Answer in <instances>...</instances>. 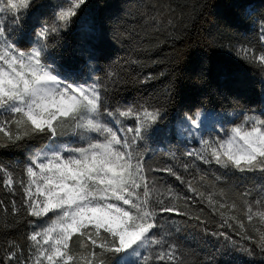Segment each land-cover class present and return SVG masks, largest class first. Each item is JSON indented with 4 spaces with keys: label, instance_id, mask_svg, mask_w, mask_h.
Here are the masks:
<instances>
[{
    "label": "snow or ice",
    "instance_id": "snow-or-ice-1",
    "mask_svg": "<svg viewBox=\"0 0 264 264\" xmlns=\"http://www.w3.org/2000/svg\"><path fill=\"white\" fill-rule=\"evenodd\" d=\"M66 3L56 6L48 20L29 26L28 18L44 4L0 0V15L7 14L0 19V148L48 138L43 148L29 150L19 175L0 164L3 186L13 194L17 186L20 190L22 202L17 207L12 201V213L23 212L21 219L33 229L26 235L27 258L20 244L10 242L0 264H182L177 245L167 240L170 233L155 231L162 227L158 218L169 213L202 226L207 221L181 211L175 204L180 197L171 188L162 192L149 172H167L182 182L183 177L172 167L148 169L145 155L137 150L140 141L150 138L149 130L155 131L162 111L146 104L112 107L98 83H78L62 66H53L49 41L72 24L88 0ZM242 51L246 58L252 52ZM251 59L264 67V54L253 53ZM204 115L180 117L188 135L200 134V147L185 155L225 170L264 175V110L259 115L241 111L239 122L227 131L218 119L223 138H204ZM129 117L134 126L125 127L123 119ZM207 131H217L216 126ZM66 135L79 137L83 146L59 143ZM182 167L187 171L189 165ZM188 188L221 217L218 229H238L237 235L264 252V186L254 200L249 191L232 198L223 191L200 192L191 181ZM204 231L224 237L236 251L227 232ZM241 251L251 254L247 248Z\"/></svg>",
    "mask_w": 264,
    "mask_h": 264
},
{
    "label": "trees",
    "instance_id": "trees-1",
    "mask_svg": "<svg viewBox=\"0 0 264 264\" xmlns=\"http://www.w3.org/2000/svg\"><path fill=\"white\" fill-rule=\"evenodd\" d=\"M36 2L45 7L28 18L29 26L48 20L56 6H68L66 0ZM6 18L7 14L0 15ZM262 31L264 0H88L72 24L49 41L55 53L53 66L58 70L62 66L78 83L96 81L112 107L146 104L164 112L159 121L163 128L157 124L155 131L150 129V138L140 141L137 150L145 155L148 169L172 167L183 177L182 182L167 172H149L162 192L171 188L180 197L175 204L181 211L207 221L202 226L190 217L169 213L158 218L162 227L155 231L170 233L167 240L177 245L182 264H264V252L256 243L237 235L238 229H218L221 217L188 188L191 181L200 192L223 191L232 198L249 191L254 200L259 199L264 175L225 170L188 157L185 153L198 149L199 142L180 138L174 128L168 133L167 128L183 114L211 109L227 131L239 122L241 111L259 115L264 110V67L251 59L253 53L264 54ZM244 49L252 50L247 58ZM219 129L217 135L223 138ZM70 141L72 135L58 138L63 144ZM47 144L48 138L40 136L0 148V164L19 175L29 150ZM183 164L189 165L187 171ZM13 200L19 207V187L15 194L8 191L0 174V259L10 242L20 244L24 258L28 256L26 235L31 228L21 219L23 212L12 213ZM204 227L208 232H227L236 251L224 237L208 235Z\"/></svg>",
    "mask_w": 264,
    "mask_h": 264
},
{
    "label": "rangeland",
    "instance_id": "rangeland-1",
    "mask_svg": "<svg viewBox=\"0 0 264 264\" xmlns=\"http://www.w3.org/2000/svg\"><path fill=\"white\" fill-rule=\"evenodd\" d=\"M259 55H261V54H259ZM94 82L96 83V81H94ZM196 112H201V113L205 114L204 115V120H203L205 129L210 130L213 125H215L216 129H217V131H211V132L205 130L204 133H203L204 134V138L205 139L209 138V135H211V137H217L218 136L217 133H218V129H219V127H218L219 124L216 123L217 120L215 118L217 112L213 111L211 109H201V110H197ZM196 112H194V113H196ZM163 115H164V112L162 111V116ZM184 115L185 114H183L182 116H184ZM189 115H191V114H189ZM134 123H135L134 118L129 117V118H124L123 119V125L125 127H132V126H134ZM161 123L162 122H158V127L163 128ZM167 128H168V133L171 130H173V128H174L175 132L180 136V138L187 139V140H196V141L199 142L200 134L196 133L193 136L188 135V133L186 131H184L183 127L180 125V118L178 119V121L176 123L172 124L170 127H167ZM156 129L157 128H155V130ZM66 145L69 146V147H80V146H83V142L80 140L79 137L72 135V141H70L69 143H66ZM192 150L193 149H189L188 151H192ZM32 230L33 229L31 228V231Z\"/></svg>",
    "mask_w": 264,
    "mask_h": 264
}]
</instances>
